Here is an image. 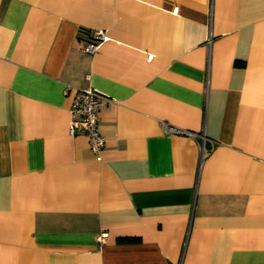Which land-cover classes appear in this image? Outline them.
Returning <instances> with one entry per match:
<instances>
[{"label":"crops","instance_id":"crops-1","mask_svg":"<svg viewBox=\"0 0 264 264\" xmlns=\"http://www.w3.org/2000/svg\"><path fill=\"white\" fill-rule=\"evenodd\" d=\"M0 264H264V0H0Z\"/></svg>","mask_w":264,"mask_h":264},{"label":"built area","instance_id":"built-area-1","mask_svg":"<svg viewBox=\"0 0 264 264\" xmlns=\"http://www.w3.org/2000/svg\"><path fill=\"white\" fill-rule=\"evenodd\" d=\"M106 39L105 32L102 30L92 31L88 42L84 46V51L93 54L100 47L101 43ZM67 90H70L69 88ZM108 99L93 90L75 89L72 95L70 105V121L68 132L71 136L84 135L88 139V144L91 153L100 159L103 150L105 139L99 131V109L101 105L107 102ZM164 131L169 134H187L186 132L172 128L167 124H163ZM202 142V149L204 150V143L207 141L204 135H197ZM105 234L99 237L102 241Z\"/></svg>","mask_w":264,"mask_h":264}]
</instances>
